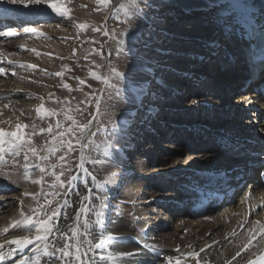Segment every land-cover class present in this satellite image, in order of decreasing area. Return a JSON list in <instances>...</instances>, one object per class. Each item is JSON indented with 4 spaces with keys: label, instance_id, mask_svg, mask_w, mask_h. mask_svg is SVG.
<instances>
[{
    "label": "rangeland",
    "instance_id": "obj_1",
    "mask_svg": "<svg viewBox=\"0 0 264 264\" xmlns=\"http://www.w3.org/2000/svg\"><path fill=\"white\" fill-rule=\"evenodd\" d=\"M128 2L129 0H110L107 8L98 5L97 0H47L44 4H29L28 7H24L23 4H12L15 11L18 9L30 13L44 12L42 15H46V17L44 20H36L33 23H19V26L0 29V41L4 42L5 45L2 47V53H0L2 55L0 68L4 70V77L0 76V83H3L1 85L2 90L9 91L12 89V86L18 88L14 89L15 93H9L6 100L7 107L1 108L0 105V128H3L5 131H15L16 124L26 125L27 127H23L21 131L26 135V138L28 134H32L33 145L39 149L51 140L52 135L56 131L63 130L55 128L57 121L63 122L64 127L71 125V121L64 119L63 111L70 110L69 114L78 123H87L88 120L95 117L90 126V131L86 133V138L83 141L85 144H88V147L83 150L85 157L83 168L77 167L80 163V146L74 140L73 148L75 150L65 157L66 167H71V174L78 177L73 186L69 188L66 185L65 189H50L49 185L52 184L54 178L46 174L41 184L40 192L43 190L45 193L51 191L59 193L56 196H49L48 198L52 199L54 204L58 202L62 206L60 215L56 220V223L61 228H64L70 220H64L65 213L71 218L72 212L76 211L77 206L81 202V197L90 189L88 186L91 180L90 175L96 178L97 183L105 184V174L97 167V153L98 149L113 141L111 137L114 135L115 130L121 129L125 134L124 136L127 137L129 145L125 148L124 156L130 157L132 155L131 160L136 161L137 164L140 163L138 165H145L144 167L147 171L145 172V169L141 171L139 168L140 173L136 178L134 174H131L126 182L119 181L123 186H125V183L126 185L127 183L130 185L139 184L142 179L149 177L155 169L162 168L164 160L167 157L176 158L183 165L187 164L188 161L199 159L202 154L198 150L200 149L201 137L198 138V142L197 140L191 142L190 149H187L184 146L187 138L183 142L184 144H177L168 138H158L152 132L159 131V121L163 126L170 124L174 128H183L184 125L190 127L189 119L191 116L186 112L184 114V111H179L178 107L191 106L193 105L192 102L198 101V99L196 100V97L191 94H183L179 95L180 99L172 100L173 93L163 87L159 81L151 79L149 81L145 80L144 77L141 78V75L143 76L150 69V73L154 72L153 74L160 79L177 83L180 81V76L170 74L165 66L169 64L171 66L182 67L193 61V59H190V62L187 55L183 54L191 48V44L180 37L176 38L175 34L173 36L169 34L175 30L171 27V24L173 21H176L174 17L181 10L179 7L173 5L171 0H135L136 5H138V11L133 14L132 10H130V14L126 16L119 6L121 4H128ZM49 4L57 5L61 11L67 10V15H57L49 7ZM165 5L168 10L164 11L163 7ZM52 17L57 19L51 20ZM187 17L188 14L184 13L176 21V24H178L177 31L186 33L189 30H194L195 34H199L200 30L209 27L211 24H207V21L196 19L186 22ZM147 23L149 24L147 25ZM79 24H86L88 27L80 29L77 27ZM145 25H147V28H145ZM94 28L98 30L93 31ZM158 29L160 30L158 31ZM10 30L14 32V35L8 37L6 31ZM226 45L227 47L230 46L229 43ZM215 48V51H224L222 44L218 43ZM219 52L210 54L208 57L212 56L220 59L221 52L220 54ZM205 56L207 55L204 52L201 61H205ZM3 57L6 59H3ZM148 60L155 64L154 69L148 66ZM213 61L215 62V60ZM160 64L163 67H158ZM29 65H33L34 67H29ZM113 68L123 73L125 78L118 80L113 76L111 72ZM196 68L197 65H192L190 70L195 71ZM224 70L221 71L222 74ZM133 71H139L140 78H137V76L132 77L131 73ZM19 73H21V77L15 76V74L18 75ZM56 73H60V75H56ZM92 73L109 77L110 82L116 87H107L94 79ZM209 75H211L210 78H214L211 79L212 83H214L220 73L212 69ZM80 81H84V83L82 84ZM65 84L68 85V88L64 87ZM19 88L22 90L20 91L21 93L16 91ZM128 92L135 93L141 97L143 103L149 101L148 104L152 105V107L159 106L160 108L156 112V115L152 118V114L149 111H136V119L142 118L140 123H133L130 120H119L117 108H121L122 104L120 105V103H123L124 96L126 97ZM204 96H202V101H211L210 103H206V105L207 107L211 105L209 109L212 110V97L209 93H204ZM97 97L100 98L99 112L96 110ZM43 104L46 107H44L45 109L56 111L57 115H47L43 109L38 115L36 109ZM110 109L115 110V115H112L113 112H109ZM7 116L12 118L9 120ZM109 118L117 122L115 130L108 123ZM212 118H215L214 114ZM192 119L194 122L203 120H200V118ZM215 119L218 126L222 125V122L218 118ZM50 125L53 127L51 134L47 131ZM101 125L105 126V130L98 131ZM197 125L199 126V123ZM153 126H155L154 129ZM41 128L46 131L40 132ZM202 128H205L204 125ZM91 133H95V135H91ZM77 135H79L78 132ZM67 138L66 136L65 139ZM89 139L94 141V144H89ZM97 145L100 147L96 148ZM64 151L66 149H62L55 156H51L49 161L45 162V165L56 163L57 157L63 155ZM145 154H148V159L143 163V156ZM217 154L218 152H216ZM92 161H96L97 163ZM23 163L22 156L17 157L16 162L9 161L5 166V170L14 174L19 173ZM232 164L230 167L232 170L235 167H244L242 172H246L244 161L232 162ZM84 168L88 170L90 175L85 173ZM55 171L59 173L61 169L57 168ZM0 178L3 180L5 177L0 176ZM61 179L66 180L67 173ZM143 185L139 189L141 191L140 197L142 198L136 202V205L134 204L127 209L128 206L125 203L128 201V195H126V191L121 197L120 202H118V205L110 208L109 218H112V216L118 217L119 220H122L120 223L122 229L126 228L125 230H129L134 235L140 237L154 238L155 235L159 236L160 233L169 234L173 231L172 221L178 217L172 209H166L162 217V219L164 218V224L171 221L169 226L168 224L165 225L167 227L166 230L165 228L163 229L165 226L160 228L148 221L149 216L142 214L139 210L155 211L157 215L159 214V209L154 205H148L149 199H144L145 196H148L145 193L150 190L154 191L159 197H163L164 199L167 197L168 201L171 200L172 195L173 203L175 204L179 202L180 195L176 197L173 193L169 194L167 188L159 191L151 188L148 190ZM18 187L10 186L12 191L8 192L0 190V196L2 197L5 193L9 196L21 194L20 187ZM65 191L67 195L64 194ZM240 199L241 196L236 197L233 201L237 204ZM65 200L69 202L68 205L64 204ZM37 201L39 204H45V196H38ZM37 201L33 204L32 208L37 207ZM99 203L100 201L98 200L90 203L88 206L90 209H94ZM105 205L106 201L104 200V208L102 210L107 207ZM232 205L228 203L226 206L223 205L222 207L209 209L203 217L217 216ZM52 206L46 205L48 208ZM17 207L18 204L14 201L11 207L7 206L0 210V217L9 216L13 209ZM27 213L31 214L30 209ZM89 213L90 215L87 214L88 219L95 220V217L91 216L92 212L90 211ZM136 218H141L142 221L147 222L149 228L146 233H141L137 227ZM118 227V224H113L112 226L115 229ZM159 228L160 230H158ZM51 239L57 240V237L54 235Z\"/></svg>",
    "mask_w": 264,
    "mask_h": 264
},
{
    "label": "bare ground",
    "instance_id": "obj_2",
    "mask_svg": "<svg viewBox=\"0 0 264 264\" xmlns=\"http://www.w3.org/2000/svg\"><path fill=\"white\" fill-rule=\"evenodd\" d=\"M171 3L179 7L181 10V12L174 17V20L178 21L181 15L187 13L188 17L186 22L196 19L204 20L207 21V24H211L209 27L200 30L199 34H195L194 30H189L186 33L179 32V30L177 31L176 28L178 27V24H176V21L172 22L171 27L175 30L169 34L172 36L175 34L176 38L180 37L182 40L191 44V48L183 54L187 55L189 60L193 59L192 62L190 60L191 63L188 65L185 64L182 67L171 66L169 64L165 66L170 74L180 76L179 82H168L160 79L153 74L154 72L151 74L150 69L143 74V76L141 75V78L144 77L145 80L151 79L157 82L159 81L163 87L173 93L172 100L180 99L179 95L183 94H191L196 97V100L198 99V101H193V105L191 106L178 107L179 111H184V114L186 112L191 116L189 119V123L191 124L190 127L184 125L185 127L183 126V128H174L171 127L170 124L163 126L159 121V131L152 132H154L158 138H168L177 144L183 143L187 138L184 145L187 149H190L191 142H195V140L198 142V138L201 137L203 141H199L200 149H198L200 150L199 152L202 153L201 157L196 160L188 161L187 164L183 165L180 164L181 161H177L176 158L167 157V159L164 160L162 168L155 169L149 177H146V179H140L141 181L139 184L130 185L127 183L126 185L125 183V186H123L119 181L126 182L131 174H134L136 178L140 173L138 170L139 168L141 171L144 169L145 172L147 171L144 167L145 165H138L140 163L137 164L136 161L131 160L132 155L130 157L124 156L125 148L128 147L129 143L122 130L117 129L115 130V134L111 137L113 141H110L107 144L111 145V147L108 148L102 146L98 149L97 167L105 174V184H103L101 189H97L93 184L92 176L90 175L91 180L88 186L91 190H94L92 191L93 195L90 201H86V205L89 207L88 205L90 203L98 201V199H96L97 196L103 197L106 201L105 206H107L102 210L104 213L103 220L107 229L105 234H111L123 238L122 241L115 245L114 250L137 253L136 256L128 259L142 260L145 261V264H168L169 257L180 258L182 264H197V260L200 261V264H205V262H207V264H228V262H230V264H244V260L251 255V252H259V244L261 242L260 236H256L252 241V248L242 251L241 255L237 256L235 259H233V257L236 255L237 251H240L243 244L247 242L248 232L252 228L253 222L264 224V210L256 211V208L259 206L260 202H262L260 197H263L264 199V192L258 186H253V190L247 200L243 197L238 200L237 204H235L233 201L236 199L235 197L229 202L222 203L225 204V206L228 203L231 205L234 204L229 208H226L223 213L217 216L213 215L214 217L201 216L196 218L197 216L191 214L189 209L193 205L192 201L196 194L199 191H203L202 185L209 182V179L204 175V172H229V170H232V168H230L233 165L232 162L244 161H231L225 157L223 150L219 151V149L214 147L212 138L216 136L219 131L243 140L254 137L255 141H259L264 138L263 100L260 99L259 96L255 94L251 95L248 90H245L242 83L244 79L242 75L244 68L241 67L238 58L234 64L228 65L227 63L228 54H237V50L235 49V46H238L236 32L239 27L240 18L237 12L238 7L244 6L251 19H254L259 23H264V0H171ZM12 6L11 3H8V0H0V29L16 25L19 26V23L21 24L23 21V24H26L25 22H27V24L28 22L33 23L36 20H44L46 17V15H42L44 12L30 13L18 9L15 11L13 9L14 6ZM163 10H168L166 5L163 7ZM52 19L55 20L57 18L52 17L51 20ZM148 24L149 23H147V25ZM147 25H145V28H147ZM159 30L160 29H158V31ZM9 33L14 32L11 30L6 31L8 37L11 36ZM218 43L222 44L224 48V51H220V59L212 56L208 57L210 54L212 55L219 52L214 50ZM228 43L230 44L229 47L226 45ZM4 46V42L2 43L0 41V53H2V47ZM204 52L207 56H205V61H201ZM1 56L2 55L0 54V61L2 60ZM3 59L6 58L3 57ZM213 60H215V62ZM148 64L149 67H152L153 69L155 68V64L151 63V61H149ZM162 64L158 67H163ZM192 65H197L195 71L190 70ZM148 66L146 67L149 68ZM212 69L220 73L214 83H212L211 80L214 78H210L211 75H209V72ZM222 70H224L223 74L221 73ZM16 74L15 76L17 77L22 76L21 73L18 75ZM131 74L132 77L137 76L138 78L140 76L139 71H133ZM0 76L4 77V72L3 75L0 73ZM260 81L264 82V78ZM2 84L3 83H0L1 108L6 106V100L9 93H15L14 89H18L12 86V89L9 91L5 89L2 90ZM16 91L19 93L22 90L19 88V90ZM204 93H209L212 97V110L209 109V106L211 105L208 107L206 105V103H210L211 101H202V96L205 97ZM142 101L141 97L135 93L128 92V95H126V97L124 96L123 103H120V105L122 104L121 108H117V111H119L117 113L118 119L121 121L130 120L133 123H140L142 118L140 117L139 119H136V111H149L153 118L160 107H152V105L148 104L149 101L146 103H143ZM225 106H228L227 111L223 109ZM12 108L14 109V107ZM114 111L112 109L109 110V112H113L112 115H115ZM213 114L215 115V118H218L222 122V125H217L216 119L212 118ZM219 115H221V117ZM11 118L12 117L7 116V119L10 120ZM192 118H200V120H203L194 122ZM198 123L199 126L197 125ZM203 125L205 129H202ZM154 128L155 126H153V129ZM262 147L263 144H260V149ZM216 152H218L217 155ZM143 157V163H145L148 159V154H145ZM243 168L244 167L237 168V172L239 174L242 173L243 177H245L246 172H242ZM33 169L29 170L31 179L40 178L41 174L39 171ZM23 172L24 170L21 168L20 172L14 174V176L3 178L5 181L0 178L1 191H12L10 186H19L21 191V194L19 195L9 196L5 193L2 197L0 196V210L7 206L11 207L14 201L18 204V207L13 209L9 216L0 217V228L6 227L13 219H19V212L21 210H23L25 214H29L27 212L30 207L32 208L33 204L37 201L32 199L31 194L39 193L41 190V184L37 185L31 183V180H25L23 178ZM142 185L148 190L151 188L155 191L167 188L169 194L173 193L176 197L180 195L181 198L179 202L175 204L173 203L172 195L171 200L168 201L167 197L165 199L159 197L154 191L150 190L145 193V195L148 196H145L144 199H149L147 202L148 205H154L157 207L159 209V214L157 215L155 211L139 210L142 214L149 216L148 221L152 222L155 226L162 228V226L167 224L169 226L171 222L169 221L164 224V218L162 219V217L164 216L165 210L172 209L174 214L176 216L178 215V217L172 221L173 231L169 234L160 233L159 236L155 235L154 238L140 237L134 235L129 230H125L126 228L122 229V227H120L122 220H119L118 217L112 216V218H109L110 208L118 205V202H120L122 199L121 197L126 191V195H128V201L125 203L128 206L127 209L134 204L136 205V202L142 198L140 197L141 191L139 190ZM25 192H28L30 195L25 196ZM86 194H88V192L85 193V195ZM244 195L245 193H243V196ZM21 201H23V204ZM79 207L80 204L77 206L76 211L72 212L71 217L75 216ZM248 207H250V211L247 210ZM160 210L162 211L161 213ZM88 214L90 215L89 212ZM91 216H94V214L91 213ZM83 219L84 216L82 214L81 220ZM70 223H72L71 219L68 224ZM113 224H118L119 227L117 229L112 228ZM136 224L141 233H146L149 228L147 222L142 221L141 218H136ZM100 227V225L95 226V234L97 237L99 236ZM160 228L158 230H160ZM164 228L166 230L167 227L165 226L163 229ZM24 234L26 233L13 227L9 229L8 233L0 235V243L5 239H13ZM94 242L98 243L99 240L97 239ZM146 244L150 247L145 248ZM32 247L33 245H29L23 251L17 250L14 255L7 257L4 261L0 262V264H16V261L22 256L30 255ZM12 248H15V245L9 244L5 245L2 250L7 253ZM201 249H203V251H201ZM192 252L198 253V257L194 259L190 256L189 253ZM101 255H103V253L99 249H95L89 253V256L94 259H98ZM52 259L54 260L55 258ZM172 264H175V260H173Z\"/></svg>",
    "mask_w": 264,
    "mask_h": 264
},
{
    "label": "snow or ice",
    "instance_id": "obj_3",
    "mask_svg": "<svg viewBox=\"0 0 264 264\" xmlns=\"http://www.w3.org/2000/svg\"><path fill=\"white\" fill-rule=\"evenodd\" d=\"M47 0H8V3L11 4H23L24 7H28L29 4L32 5H41L46 3ZM97 4L107 8L110 4V0H97ZM49 7L53 9L57 15H67V10L61 11L59 7L55 4H49ZM120 9L127 16L130 14V10L134 12L138 11V5H136L135 0H129L128 4H121ZM80 29H85L88 27L86 24L77 25ZM98 29H93L97 31ZM14 33H9L13 35ZM107 34V33H105ZM123 43V41H121ZM11 63V62H9ZM22 66V65H21ZM29 67H34L29 65ZM4 70L0 68V73ZM112 75L115 76L118 80H123L124 74L120 73L116 69H111ZM60 75V73H56ZM94 79L100 81L102 84L106 85L109 88H115L116 86L110 82L109 77L100 76L92 73ZM84 83V81H80ZM65 88H68V85H64ZM100 98H96V110L99 112L100 108ZM7 107V106H5ZM47 115L56 116L57 112L53 110L44 109L43 105L37 107L36 112L39 115L41 110ZM70 110L63 111L64 119L71 121V125L64 127L63 122L57 121L55 128L63 129L62 131H56L52 135L51 140L46 144L37 148L33 145L32 134L26 135L21 131L26 125L16 124L15 131H5L3 128H0V176L5 178H10L14 173H10L5 170V166L9 161L16 162L17 157H21L24 163L21 165L23 168V178L25 180H31V183L40 185L43 183L44 175L53 177L52 184L49 185L50 189H65L67 185L71 188L74 182L78 179L77 176H73L71 167H66L65 157L75 149L73 148V140L76 144L80 146V163L77 165L78 168H83L84 165V148L88 147V144H85L83 141L86 138V133L90 131V126L93 123V119L88 120L87 123H78L72 115L69 114ZM108 123L112 126V129L117 128V122L109 118ZM34 127V126H33ZM105 130V126L101 125L98 128V131ZM46 130L41 128L40 132H45ZM47 131L51 134L53 132V127L50 125ZM77 132L79 135H77ZM115 134V133H114ZM95 135V133H91ZM68 137L65 139V137ZM89 144H94V141L89 139ZM96 147H99L98 145ZM110 148L111 145H106ZM62 149H66L63 155L57 157V162L52 164L45 165V162L49 161L51 156H55L57 152H60ZM7 157V158H6ZM96 162V161H92ZM37 169L41 174L38 179H31L30 169ZM60 168L61 171L57 173L55 169ZM51 169V170H50ZM85 173H88L86 168L83 169ZM67 173V179L62 180L61 177L65 176ZM90 175V173H88ZM93 184L97 189L103 187L102 183H97L96 178L92 177ZM59 193L57 191L43 192V190L36 194H31L33 200H37V197L40 195L45 196V204H39L37 201V207L31 208V214H25L23 210L19 212V219H13L6 227L0 228V235L6 234L9 232V229L15 227L18 230L23 231L24 235L17 236L13 239H5L0 243V262L4 261L7 257H10L15 254L17 250L23 251L27 246L33 245L31 248L30 255L22 256L16 261V264H145V261L128 259L137 255L135 252H121L116 251L115 245L122 241V237H117L111 234H105L107 229L105 222L103 220L104 213L102 209L104 208V199L101 196H97L96 199L100 203L94 208L90 209L85 204L86 201H90L93 193L92 190H88V194L81 197L80 207L77 210L75 216L69 218L65 213V220L71 219L72 223L67 224L64 228H61L56 220L61 212V205L58 202H55L52 199H49V196H56ZM67 195V192L64 193ZM25 196L30 195L28 192L24 193ZM79 195V193H77ZM248 199V194L245 196V200ZM23 204V201H21ZM54 204V206H52ZM65 205H68L67 200L64 201ZM52 206L51 208L46 207ZM92 212L96 217L95 220L88 219V212ZM83 214L84 219L81 220V215ZM100 225L99 236L95 234V226ZM70 233V235H69ZM234 234V233H233ZM55 235L57 240H52L51 237ZM256 236L261 237V242L259 244V252L253 251L245 260L244 264H264V224H259L258 222H253L252 228L248 232L247 242L243 244L240 251L236 252V255L233 257L235 259L237 256L241 255L242 251L249 250L253 247L252 241ZM99 240L98 243H95V240ZM15 245V248L10 249L5 253L2 249L5 245ZM150 247L145 245V248ZM95 249L101 250L103 255L99 256L98 259H94L89 256V253ZM113 249V250H109ZM203 251V249H201ZM194 259L198 257V253L192 252L189 253ZM52 258H55L54 260ZM175 260V264H182V261L178 257H169L168 264H172ZM197 264H200V261L197 260ZM207 264V262H205ZM230 264V262H228Z\"/></svg>",
    "mask_w": 264,
    "mask_h": 264
}]
</instances>
